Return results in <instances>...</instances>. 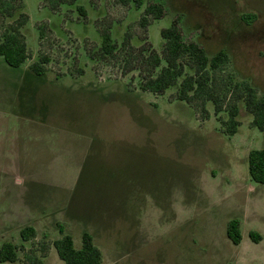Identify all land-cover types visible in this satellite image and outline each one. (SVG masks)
<instances>
[{
	"label": "rangeland",
	"instance_id": "obj_1",
	"mask_svg": "<svg viewBox=\"0 0 264 264\" xmlns=\"http://www.w3.org/2000/svg\"><path fill=\"white\" fill-rule=\"evenodd\" d=\"M139 1L66 0L52 11L44 0H22L6 20L28 14L31 56L19 68L0 56V245L31 249L20 231L33 226L36 243H51L44 264H64L52 245L63 227L77 247L91 233L103 264H264V185L248 166L264 132L242 102L241 126L228 137L211 103L204 121L176 100L179 86L142 91L141 66L123 74L122 49L130 33L135 55L162 53L161 31L180 17L186 42L210 58L227 52L236 80L264 98V0ZM152 3L167 13L143 28ZM103 30L118 44L114 57L102 56ZM42 55L50 63L39 77L30 66ZM11 88L22 95L8 102ZM232 219L241 222L240 245L227 236ZM18 253V262L0 264H26Z\"/></svg>",
	"mask_w": 264,
	"mask_h": 264
},
{
	"label": "trees",
	"instance_id": "obj_2",
	"mask_svg": "<svg viewBox=\"0 0 264 264\" xmlns=\"http://www.w3.org/2000/svg\"><path fill=\"white\" fill-rule=\"evenodd\" d=\"M75 1L71 0L72 3ZM132 1H135L139 8L143 4L139 0ZM44 2L50 10L58 11L66 0H44ZM23 7L22 0H0V56L13 68L23 66L31 56L22 32V28L29 21L28 14L20 13L16 20L5 25L6 20L14 18L16 12ZM77 8L83 16H86L87 12L83 6ZM166 13L164 5L152 3L144 9L140 24L143 28H147L152 20H161ZM180 22L181 18L178 17L171 26L162 29L161 36L165 40L162 53L152 50L147 55H135L130 47L132 36L127 33L122 48L126 53L123 74L126 75L138 69L137 66H141L140 89L157 95H164L170 88L179 86L176 100L184 101L193 107L204 121L210 117L207 106L211 103L215 116H219L221 132L228 137L236 135L241 126L239 115L242 102L246 111L252 116V127L264 132V98L258 96L250 82L236 80L235 74L231 71V57L227 52L221 51L210 58L199 44L186 42ZM101 34L102 56H116L119 48L111 32L103 30ZM137 62H140V65H137ZM49 63V57L42 55L38 61L31 64L30 70L36 76H45ZM187 68L191 73H187ZM222 113L228 114L227 119L220 116ZM248 166L251 180L264 185V148L249 152ZM20 236L23 243L32 242V248L26 250L24 245L19 247L15 243L4 242L0 245V263L18 262L20 260L18 252L22 249L26 264H44L51 243L45 240L36 243L37 230L33 226L21 229ZM227 236L234 245L242 243L241 222L238 219L228 222ZM250 237L255 243L262 240V235L257 232H251ZM52 245L65 264H103L102 251L89 232L83 233L82 246L77 248L72 235L66 233L62 227L61 238L52 242Z\"/></svg>",
	"mask_w": 264,
	"mask_h": 264
},
{
	"label": "crops",
	"instance_id": "obj_3",
	"mask_svg": "<svg viewBox=\"0 0 264 264\" xmlns=\"http://www.w3.org/2000/svg\"><path fill=\"white\" fill-rule=\"evenodd\" d=\"M9 91V92H8ZM7 94H9V97H4V100H7L8 102L12 100V95L15 94L17 96V94L22 95L19 93V90L16 92V89L13 91V88H11V90H8ZM21 100H23L22 98H20ZM24 101V100H23ZM61 238V237H60ZM58 240V239H57ZM76 246V243H75ZM77 247V246H76ZM80 248V247H77ZM101 250V249H100ZM57 252V251H56ZM65 264V263H64Z\"/></svg>",
	"mask_w": 264,
	"mask_h": 264
}]
</instances>
